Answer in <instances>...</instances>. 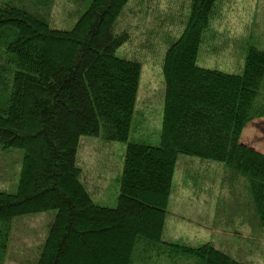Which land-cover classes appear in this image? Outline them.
Here are the masks:
<instances>
[{
  "label": "trees",
  "instance_id": "trees-1",
  "mask_svg": "<svg viewBox=\"0 0 264 264\" xmlns=\"http://www.w3.org/2000/svg\"><path fill=\"white\" fill-rule=\"evenodd\" d=\"M130 1L76 0L63 28L52 25L56 0H0V146L24 153L16 192L0 191V264L16 220L45 212V240L24 264H247L212 242L163 240L179 155L224 165L242 186L243 223L264 232V154L241 142L264 117V14L230 48L214 29L226 0L168 1L157 20L173 23L151 40L166 89L153 144L133 136L142 62L120 54L131 33L118 24ZM205 44L212 56L233 49L243 72L201 67ZM86 137L126 145L114 208L93 200L79 164Z\"/></svg>",
  "mask_w": 264,
  "mask_h": 264
},
{
  "label": "rangeland",
  "instance_id": "rangeland-1",
  "mask_svg": "<svg viewBox=\"0 0 264 264\" xmlns=\"http://www.w3.org/2000/svg\"><path fill=\"white\" fill-rule=\"evenodd\" d=\"M168 1L131 0L118 23L121 30L131 33L130 43L120 50V54L128 57L137 55L142 62L133 136L153 144L160 141L166 89L161 45L151 46V40L157 32L167 35L166 28L173 23L172 17V20L168 18L163 23L157 20L166 11ZM56 3L51 14L52 25L66 28L69 26L67 11L77 9L76 0H56ZM257 10L261 11L260 15L264 14V0H226L221 11L222 20L214 26L220 34V40L226 41V45L231 48L238 38L250 36L252 39L256 33V24L252 19ZM170 31L173 36H178L179 27L175 26L173 30L171 27ZM158 41L162 42L161 39L155 42ZM209 45L205 44L200 52L201 67L231 74L243 72L244 63L240 67L235 56H229V51L234 53L233 49L212 56ZM91 139H82L80 142L79 164L87 184L91 186L94 183L91 191L97 193L93 194L95 203L114 208L120 195L118 179L122 173L126 145L104 142L102 138H98V141ZM241 142L264 154V117L247 124ZM23 156L22 150H5L0 146V191L16 192ZM224 168L218 162L179 155L163 240L188 246L212 242L237 260L247 264H264V232L255 235L254 230L243 223L248 214L240 196L242 186L238 184L236 189L232 188ZM94 185L100 188L99 191ZM230 196L233 198L226 200ZM53 213L29 215L16 220L4 264L33 263L36 260L46 237V225Z\"/></svg>",
  "mask_w": 264,
  "mask_h": 264
}]
</instances>
